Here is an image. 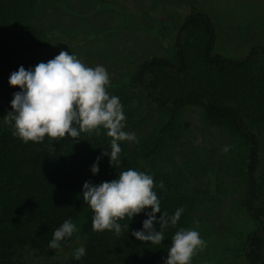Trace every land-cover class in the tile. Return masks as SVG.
<instances>
[{"label":"trees","instance_id":"16d2710c","mask_svg":"<svg viewBox=\"0 0 264 264\" xmlns=\"http://www.w3.org/2000/svg\"><path fill=\"white\" fill-rule=\"evenodd\" d=\"M33 1L0 0V112L6 114L13 111L14 93L21 91L9 84L10 75L21 66L34 69L49 43L27 10ZM216 40L213 21L192 7L178 28L172 54L151 56L138 65L131 85L144 92L148 114L159 119L155 130L141 133L132 144L119 142L117 167L110 165V156H103L99 173L91 171L104 149L111 150V138L102 128L100 136L82 132L79 140L46 136L42 142L25 143L14 135V126L0 125V264H14L16 246L56 253L59 249L49 248V242L69 219L78 231L61 241L60 249L83 236L86 254L79 260L73 254L65 264H165L172 237L193 222L194 201L179 184L185 178L161 165L165 154L174 155V145L182 143V117L189 108L199 109L205 122L225 131L242 150V205L260 226L245 233L241 262L264 264V237L259 234L264 231V45L249 47L241 57H227L215 50ZM120 94L127 95L125 90ZM129 168L153 177L161 202L157 220L163 212L171 216L184 208L177 224L164 230L159 245L132 235L143 230L151 208L118 220L120 235L92 229L94 213L83 202L84 183L99 185ZM154 226L159 230L158 223Z\"/></svg>","mask_w":264,"mask_h":264},{"label":"rangeland","instance_id":"374dc122","mask_svg":"<svg viewBox=\"0 0 264 264\" xmlns=\"http://www.w3.org/2000/svg\"><path fill=\"white\" fill-rule=\"evenodd\" d=\"M27 5L32 21L49 38L38 63L62 50L89 67L103 66L110 76L108 92L119 97L126 116V132L155 130L144 92L131 85L138 65L155 55H171L184 16L195 8L205 12L216 27L215 50L227 57L244 56L249 47L264 45V0H34ZM32 5V6H31ZM31 6V7H30ZM131 85V86H130ZM125 90L127 95L120 94ZM0 112V125L14 126ZM177 153L165 154L161 165L185 178L180 187L194 201L188 229L206 242L191 264H246L241 262L245 233L257 229L242 205L244 160L236 141L209 125L197 108L182 117ZM128 144L132 142L126 141ZM227 146L229 150L223 149ZM264 237V231L260 233ZM78 237L52 255L30 246L14 248V264H65L84 245ZM264 256V247H263Z\"/></svg>","mask_w":264,"mask_h":264},{"label":"clouds","instance_id":"9594fccd","mask_svg":"<svg viewBox=\"0 0 264 264\" xmlns=\"http://www.w3.org/2000/svg\"><path fill=\"white\" fill-rule=\"evenodd\" d=\"M9 84L21 91L14 93L13 111L5 119L9 123L14 121V135L25 143H39L46 136L53 141L66 136L79 140L82 132H95L100 136V129L106 130L111 138V150L104 149L97 157L91 167L94 175L100 171L98 165L103 156H110L111 166L119 165L122 151L119 142L137 139L135 133L123 130L126 120L123 105L119 97L109 94L110 76L103 66L89 67L74 54L62 50L47 63H38L34 69L26 70L21 66L10 75ZM223 150L227 152L229 148L225 146ZM159 186L163 189V182ZM154 187L151 175L131 168L120 172L117 179L99 185L85 182L82 198L94 213L93 231L114 230L120 235L122 228L118 220L132 219L151 208L148 219L143 221V230L132 231V235L141 242L161 244L165 239L164 230L169 224H177L184 208H178L171 216L163 212L157 220L161 202ZM156 223L159 230L154 226ZM124 227L129 228V225ZM77 231L72 220H65L54 231L49 248L60 249L61 241L71 238ZM205 246L198 231L181 228L171 239L165 264H191L192 257ZM85 254L84 246L74 251L77 260Z\"/></svg>","mask_w":264,"mask_h":264},{"label":"water","instance_id":"95a60500","mask_svg":"<svg viewBox=\"0 0 264 264\" xmlns=\"http://www.w3.org/2000/svg\"><path fill=\"white\" fill-rule=\"evenodd\" d=\"M262 231L259 232V234L261 233Z\"/></svg>","mask_w":264,"mask_h":264}]
</instances>
